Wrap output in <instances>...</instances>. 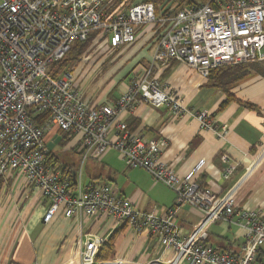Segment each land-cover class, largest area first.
I'll list each match as a JSON object with an SVG mask.
<instances>
[{"label": "built area", "instance_id": "obj_1", "mask_svg": "<svg viewBox=\"0 0 264 264\" xmlns=\"http://www.w3.org/2000/svg\"><path fill=\"white\" fill-rule=\"evenodd\" d=\"M105 0H0V175L18 171L49 201L43 217L48 222L60 203L64 215L83 213L107 215L137 232L156 235L172 248L168 261L149 264H257L258 249L264 245V214L256 209L237 207L234 195L241 181L264 158V142L253 165L241 181L222 195L201 185L196 174L204 159L180 177L161 159L162 141L144 139L120 120L138 102L167 107L174 115L191 112L181 99L152 73L158 64L177 60L208 77L225 65L264 61V0H186L179 7L140 1L125 10L107 15ZM162 26L156 50L148 66L136 73L114 103L89 106L74 84L71 71L58 77L47 73L50 64L61 59L75 41H85L92 31L117 48L134 39L135 28L144 24ZM47 112L49 118L37 125L31 113ZM193 113V112H192ZM194 116L204 129L218 136V129L206 110ZM51 125L65 133L80 134L79 153L83 159L99 157L113 148L127 167L146 170L155 181L175 192V204L164 215L155 210L141 211L121 197L110 183L75 184L48 163L50 150L44 134ZM115 135L110 139L109 134ZM222 159L227 161V155ZM235 166L227 161L222 177L227 179ZM190 205L203 213V223L234 222L245 229L239 252L219 250L201 244L195 236L183 238L174 219L176 209ZM101 237H86L74 264H99L96 255ZM118 261L117 264H121Z\"/></svg>", "mask_w": 264, "mask_h": 264}, {"label": "crops", "instance_id": "obj_2", "mask_svg": "<svg viewBox=\"0 0 264 264\" xmlns=\"http://www.w3.org/2000/svg\"><path fill=\"white\" fill-rule=\"evenodd\" d=\"M140 1L145 0H135L131 4ZM185 1L161 0L154 5L160 10V6L168 2L176 8ZM161 29L162 26L151 23L139 25L135 28L133 41L117 48H110L106 39L97 35L71 69L82 99L89 106L114 103L131 78L147 68ZM251 63H246L239 73L222 66L211 78L177 60L158 64L152 74L191 112L177 116L165 106L156 108L140 101L132 112L122 114L120 120L144 139L162 141L161 159L180 177L204 159L196 178L202 186L222 195L241 181L264 142V61ZM201 110L210 114L218 129L225 127L223 137L214 130L200 127L193 113ZM62 134L66 133L51 125L44 140L46 143L56 140L50 150L52 162L66 179L69 177L62 170L68 167L74 179L72 165L59 166L53 150L62 144L66 150L79 154L80 134L69 133L61 140ZM109 137L114 139L115 135L111 132ZM223 155H227V161L235 166L227 179L222 177L227 164ZM86 164L88 168L92 167V172H86L87 181L80 179L82 185L110 183L135 208L155 210L160 215L175 204L176 195L172 189L155 181L143 168L127 167L121 154L113 148L97 160L87 159ZM234 200L239 208L256 209L264 214V158L241 181ZM48 205L49 201L26 182L20 172L13 170L5 176L0 175V264H74L77 251L86 237L92 235L103 239L100 246L112 245L110 253L97 260L99 264H117L118 261H122L121 264H149L173 257V249L164 247L156 235L137 232L103 214L87 217L79 213L66 217L63 203L58 205L51 219L44 222ZM174 219L183 238L195 236L199 243L213 245L219 250L237 253L245 240L244 228L221 220L202 224L203 213L190 205L178 207ZM260 253L264 261V245Z\"/></svg>", "mask_w": 264, "mask_h": 264}, {"label": "trees", "instance_id": "obj_3", "mask_svg": "<svg viewBox=\"0 0 264 264\" xmlns=\"http://www.w3.org/2000/svg\"><path fill=\"white\" fill-rule=\"evenodd\" d=\"M133 1L134 0H105L104 3L102 4V9L107 15H109V14L111 15V14H114L118 11L125 10L127 7H129L131 5V3ZM145 1H149V2L156 4V3L160 2L161 0H145ZM99 32H100L99 30L92 31L85 41L73 42L71 44L69 50L65 53V55L61 59L50 64L49 65L50 71H51V74L53 75V77H58L59 75H61L65 71H68V70L71 71L73 65L79 61L82 54L91 45L93 39L96 38L97 35H99ZM248 64H250V63H248ZM251 64H254V63H251ZM245 65L246 64L225 65V66L229 67V69H227V70L234 69L235 72L239 73V69L243 68V66H245ZM219 68L220 67L214 69L208 77L211 78V76ZM215 82H217V81H215ZM222 83H224V82H222ZM223 87H225V85H223ZM226 92H227V90H226ZM31 118L33 119L34 123H36L37 125H42L49 118V114L47 112L31 113ZM59 131H61V130H59ZM68 135H69V133H66L65 135L62 134L61 140L66 138ZM50 155H51V151H50ZM52 161H53L52 157L50 156L48 158V163L52 164L53 167L56 169V167H55L56 163H53ZM63 171L66 173V176L69 177L67 180L71 184H75V180L73 179V176H72V171L66 166L63 167L62 172ZM111 249H112V245H110V244L100 246L98 249L97 255H96V260L104 259L110 253ZM260 249H261V247L258 249V253H259ZM101 251H104V254H102ZM256 262H257V264H264V261L261 258V253L257 255Z\"/></svg>", "mask_w": 264, "mask_h": 264}, {"label": "rangeland", "instance_id": "obj_4", "mask_svg": "<svg viewBox=\"0 0 264 264\" xmlns=\"http://www.w3.org/2000/svg\"><path fill=\"white\" fill-rule=\"evenodd\" d=\"M135 1V0H134ZM47 73L51 76H53L51 74L50 71V66L47 68ZM53 153L56 155V157L58 158V164L59 166H62L63 164H68V165H72V167L74 168V173L76 174V178L78 180L79 175L81 174L82 177H80V179H82V181H87L88 180V176H86V172H92L91 169L92 167L88 168L86 161L87 159L89 160H97L96 157H89L87 159H83L82 155H80V153L78 154H74L73 151L70 150H66L62 144L58 145L54 150ZM99 164V162H96ZM91 174V173H90Z\"/></svg>", "mask_w": 264, "mask_h": 264}, {"label": "water", "instance_id": "obj_5", "mask_svg": "<svg viewBox=\"0 0 264 264\" xmlns=\"http://www.w3.org/2000/svg\"><path fill=\"white\" fill-rule=\"evenodd\" d=\"M57 138L59 139L60 138V136H57ZM55 142H56V140L55 141H50V142H48V143H46V145H47V148L49 149V150H51L52 149V146H53V144H55Z\"/></svg>", "mask_w": 264, "mask_h": 264}]
</instances>
